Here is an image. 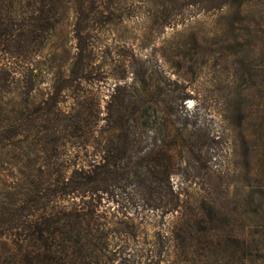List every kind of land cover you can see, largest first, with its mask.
Masks as SVG:
<instances>
[{
	"label": "rangeland",
	"instance_id": "rangeland-1",
	"mask_svg": "<svg viewBox=\"0 0 264 264\" xmlns=\"http://www.w3.org/2000/svg\"><path fill=\"white\" fill-rule=\"evenodd\" d=\"M81 1H62L49 35L38 0H8L0 11V207L41 164L29 144L41 131L28 126L33 110L55 92L63 111L77 98L102 103L110 87L130 82V65L145 61L160 100L173 101L178 116L197 112L198 123L221 137L214 158L219 242L208 251L203 218L181 261L170 233L177 215L161 216L162 198L135 191L108 204L132 218L131 237L114 244L147 249L165 242L162 264H264V0H88L87 21L77 11ZM80 50L85 67L67 86ZM73 152L66 148L50 162L57 166ZM204 177L200 172L191 188L179 176L171 183L198 198ZM155 205L159 211H151Z\"/></svg>",
	"mask_w": 264,
	"mask_h": 264
},
{
	"label": "trees",
	"instance_id": "trees-1",
	"mask_svg": "<svg viewBox=\"0 0 264 264\" xmlns=\"http://www.w3.org/2000/svg\"><path fill=\"white\" fill-rule=\"evenodd\" d=\"M62 1L37 2L46 35L63 9ZM7 2L0 0V11ZM87 2L82 0L77 10L83 21L89 17L82 7ZM84 57L80 50L72 58V69L63 79L67 86L78 79L77 70L84 69ZM128 71L130 82L110 87L102 103L77 98L63 111L55 92L33 110L28 126L38 125L41 131L28 136L29 144L33 153L40 152L41 164L21 183L13 199L0 207V264L166 262L165 242L147 249L114 244L131 237L132 218L119 209L110 212L108 204L135 191L162 198L161 216L177 215L179 225L170 233L180 243L181 261L187 255L183 248L203 218L208 226L203 232L208 251L218 245L214 158L221 137L198 123L197 112L185 110L178 116L173 101L164 104L145 61L130 65ZM66 148H74L72 156L57 166L50 162L66 155ZM200 172L205 177L198 198L171 183V176H179L191 188ZM150 207L151 211L160 208ZM2 240L9 243V250L1 248Z\"/></svg>",
	"mask_w": 264,
	"mask_h": 264
}]
</instances>
